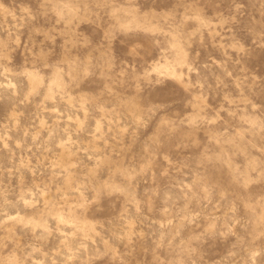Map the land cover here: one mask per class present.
<instances>
[{"label": "rangeland", "instance_id": "1", "mask_svg": "<svg viewBox=\"0 0 264 264\" xmlns=\"http://www.w3.org/2000/svg\"><path fill=\"white\" fill-rule=\"evenodd\" d=\"M0 264H264V0H0Z\"/></svg>", "mask_w": 264, "mask_h": 264}]
</instances>
